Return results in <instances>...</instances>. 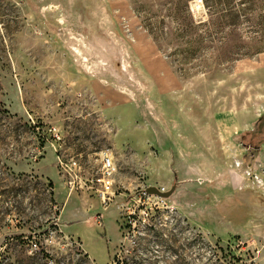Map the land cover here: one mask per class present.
<instances>
[{
  "label": "rangeland",
  "instance_id": "obj_1",
  "mask_svg": "<svg viewBox=\"0 0 264 264\" xmlns=\"http://www.w3.org/2000/svg\"><path fill=\"white\" fill-rule=\"evenodd\" d=\"M184 30L212 43L182 61ZM237 47L264 49V0H0V264H93L58 230L53 186L56 154L90 184L101 150L119 191H172L177 221L139 242L148 264H264V193L229 167L264 144V50Z\"/></svg>",
  "mask_w": 264,
  "mask_h": 264
},
{
  "label": "built area",
  "instance_id": "obj_2",
  "mask_svg": "<svg viewBox=\"0 0 264 264\" xmlns=\"http://www.w3.org/2000/svg\"><path fill=\"white\" fill-rule=\"evenodd\" d=\"M49 131L57 145L60 144L61 137L57 128L50 127ZM56 146L53 144V149L58 151ZM97 158L99 160L98 173L95 178L89 179L90 184L79 180L80 175L77 171L80 169V165L73 157L65 160L62 154H56V166L66 177L65 182L69 192L82 188L95 193L103 208L110 205L117 208L119 213L117 222L121 238L107 264H148V258L143 253L139 242L144 239L146 231H152L156 226H165L167 223L176 222L177 206L167 197L148 193L147 186L140 187L130 193L119 191V188L115 187L119 167L112 155L106 150H101L97 152ZM229 167L242 181L248 183L247 185L251 189L264 193V144L258 148L244 146V153L241 156L233 157ZM158 190L165 192L163 187ZM53 207H57L55 203ZM163 235L166 236L165 233ZM36 248L37 243L32 241L31 249Z\"/></svg>",
  "mask_w": 264,
  "mask_h": 264
},
{
  "label": "crops",
  "instance_id": "obj_3",
  "mask_svg": "<svg viewBox=\"0 0 264 264\" xmlns=\"http://www.w3.org/2000/svg\"><path fill=\"white\" fill-rule=\"evenodd\" d=\"M253 126L254 122L244 127L253 129ZM60 184L55 183L53 186L54 201L60 206L56 217L59 230L63 234L77 238L83 253L93 264H107L111 256L109 250L112 242L111 235H113L108 227L111 222H117L119 219L117 208L115 206L102 208L99 213V202L93 196L96 195L95 193L86 190L69 192L66 182L63 186ZM107 231L108 234H106ZM117 244L118 242L112 245L114 246L113 249L116 248Z\"/></svg>",
  "mask_w": 264,
  "mask_h": 264
},
{
  "label": "trees",
  "instance_id": "obj_4",
  "mask_svg": "<svg viewBox=\"0 0 264 264\" xmlns=\"http://www.w3.org/2000/svg\"><path fill=\"white\" fill-rule=\"evenodd\" d=\"M205 6L209 9L214 6V2L211 4L209 2H204ZM185 6H188V4ZM148 33L152 37V39L159 45V41L163 39V33L162 32H154L153 29L147 28ZM212 33L209 32V30H203V31H181L178 33H175V40L177 41V47L174 49V52L172 55H179L181 60H186L188 58H194V55L200 50H203L204 48L208 47L209 45H206L204 43L209 42L212 43ZM225 37H222V39ZM179 45H184L183 48H179ZM264 49L255 48V49H242L240 47L233 48V50H228L227 52L229 55H225L229 59H234L235 56L240 55H248L249 51H253V53H258L260 51H263ZM179 62V59L173 60L175 63Z\"/></svg>",
  "mask_w": 264,
  "mask_h": 264
},
{
  "label": "water",
  "instance_id": "obj_5",
  "mask_svg": "<svg viewBox=\"0 0 264 264\" xmlns=\"http://www.w3.org/2000/svg\"><path fill=\"white\" fill-rule=\"evenodd\" d=\"M173 189V188H172ZM146 191L148 192V193H155V194H158V195H160V196H163V197H169L170 196V194H171V190H169V191H165V192H160L159 190H158V188L157 187H155V186H147L146 187Z\"/></svg>",
  "mask_w": 264,
  "mask_h": 264
}]
</instances>
